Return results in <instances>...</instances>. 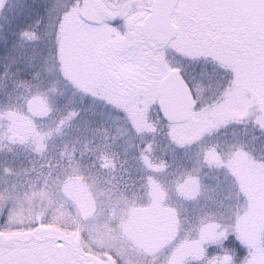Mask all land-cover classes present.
<instances>
[{
	"label": "snow or ice",
	"instance_id": "obj_1",
	"mask_svg": "<svg viewBox=\"0 0 264 264\" xmlns=\"http://www.w3.org/2000/svg\"><path fill=\"white\" fill-rule=\"evenodd\" d=\"M0 140V264H264V0H0Z\"/></svg>",
	"mask_w": 264,
	"mask_h": 264
},
{
	"label": "rangeland",
	"instance_id": "obj_2",
	"mask_svg": "<svg viewBox=\"0 0 264 264\" xmlns=\"http://www.w3.org/2000/svg\"><path fill=\"white\" fill-rule=\"evenodd\" d=\"M41 0H37L39 4ZM35 19V17H33ZM34 115H40L41 113L33 108ZM92 115V114H90ZM92 118L100 123L102 126L107 127V131L111 136L119 137L121 135L122 129L113 121H110L103 111L96 112L92 115ZM17 119L21 122H28V118L23 115H18ZM79 147V146H78ZM109 153V152H108ZM112 154V153H111ZM102 155H106L109 158L107 152ZM113 155L109 159H112ZM85 166L89 163V157L85 156ZM124 157L120 156L119 160H123ZM0 160H6L11 167L15 170L16 176L12 177L20 186V190L23 191V185L33 184L37 187L42 181L38 177L40 171V166L45 164V161L42 160L39 156L34 155L26 146H21L19 144H9L7 140H0ZM119 160L117 163H119ZM102 163L100 159H96V164L99 166ZM239 167L242 170L248 171V162L241 161ZM110 169L107 171L102 170V175L107 176L110 173ZM119 172V169H117ZM124 180H128V177L125 175ZM71 194L74 198L78 199L82 207L89 206L91 199L98 195L97 189L94 187V181L88 180L86 184L81 182H76L71 185ZM24 215L27 216L29 210L34 213L44 214L47 210L46 202L42 206L41 200L39 197L32 199L31 201L23 200ZM61 223H68L72 225L74 221L69 218L68 214L65 213L63 217L60 218ZM86 240H82L81 243H84L87 246V243L95 244L97 247L100 246L99 239L95 234L89 235L85 234ZM129 264H136L135 257H129Z\"/></svg>",
	"mask_w": 264,
	"mask_h": 264
},
{
	"label": "water",
	"instance_id": "obj_3",
	"mask_svg": "<svg viewBox=\"0 0 264 264\" xmlns=\"http://www.w3.org/2000/svg\"><path fill=\"white\" fill-rule=\"evenodd\" d=\"M169 108H177L179 109L180 107H182V101L175 95V93L173 92L170 96V100H169Z\"/></svg>",
	"mask_w": 264,
	"mask_h": 264
},
{
	"label": "trees",
	"instance_id": "obj_4",
	"mask_svg": "<svg viewBox=\"0 0 264 264\" xmlns=\"http://www.w3.org/2000/svg\"><path fill=\"white\" fill-rule=\"evenodd\" d=\"M107 154H108L109 158L111 157V155H113V154H111V152H109V153L107 152Z\"/></svg>",
	"mask_w": 264,
	"mask_h": 264
}]
</instances>
